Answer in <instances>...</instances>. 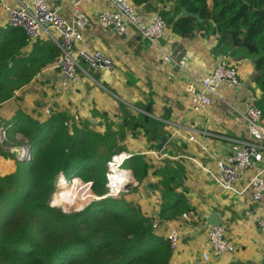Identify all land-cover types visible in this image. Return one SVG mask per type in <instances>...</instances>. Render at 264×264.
Wrapping results in <instances>:
<instances>
[{
  "label": "trees",
  "instance_id": "obj_1",
  "mask_svg": "<svg viewBox=\"0 0 264 264\" xmlns=\"http://www.w3.org/2000/svg\"><path fill=\"white\" fill-rule=\"evenodd\" d=\"M131 1L139 9L155 4L153 8L178 35L187 37L200 32L218 36L216 50L220 52L233 45L232 32L238 41L246 36L250 44H255L253 65L260 90L255 103L264 114V0ZM179 3L189 12L199 13L202 21L180 16ZM28 44L22 27L0 25V105L54 63L60 53L53 41L38 39L31 51L23 54L22 49ZM120 113L121 122H107L103 133L93 128L89 120L78 122L67 111H55L40 122L18 109L10 120L4 121L3 128L12 126L28 139L33 158L20 161L11 151L0 148L2 156L16 159L15 171L0 175V264H170L173 250L169 242L155 231L153 218L127 199L125 193L101 198L69 214L50 205L60 171L69 177L93 181L94 192L102 196L107 191V161L126 149L121 142L127 139L128 131L133 137L144 134L152 141L151 124L144 113H134L123 102ZM160 126L164 123L155 120V136L159 135ZM165 161L158 167L149 164L145 155L135 154L124 166L133 171L138 182L150 172L161 177L159 215L171 220L191 208L184 192L177 191L183 183L181 163L173 166L171 160ZM57 193L58 190L54 202ZM227 264L249 262L235 260Z\"/></svg>",
  "mask_w": 264,
  "mask_h": 264
},
{
  "label": "crops",
  "instance_id": "obj_2",
  "mask_svg": "<svg viewBox=\"0 0 264 264\" xmlns=\"http://www.w3.org/2000/svg\"><path fill=\"white\" fill-rule=\"evenodd\" d=\"M47 1L62 16L70 18L71 8L68 2ZM6 2L12 6L19 4V0ZM154 6L155 4L153 6L146 4L139 10L154 13L157 12ZM105 7L106 2L94 0L85 4L84 9L92 17V21L84 32L82 46L90 50H103L112 57L113 66L103 70L89 68L95 78L94 83L82 76L77 84H73L75 87L69 90L62 89L59 73L51 70L50 66L53 63L43 68L35 78L45 74L52 77L49 86L57 83L59 93L67 95L69 99L68 108L65 110L71 115L74 114L76 120L78 116L74 110L80 112L78 113L80 116L96 123L102 133L106 130L107 122H121L122 102L164 123L162 128L160 126L158 135L168 137L163 151L177 156L182 154L184 157L174 160L166 158L157 162L146 156V160L158 167L162 166L165 160H171L173 166L181 163L184 170L181 179L183 183L177 191L185 194L191 208L190 219L183 220L181 215L175 219L165 220L159 215L162 200L158 184L161 177L151 172L142 182H138L134 176L133 187L129 189L126 198L139 205L144 214L159 220L162 226L159 235L171 227L179 228L180 248L173 253L170 264H227L235 260L249 264H264V235L257 226V219L264 215V206L253 202L250 196L239 197L222 190L213 175L217 170L216 161L230 151L229 142L218 135L245 136L246 123L218 97L213 98L209 107L198 110L193 105L191 93L188 91L191 82L189 73L203 78L211 72L217 61L224 59L238 67L240 84L232 86L225 81L219 86V94L223 98L226 97L224 99L239 110H245L260 95V90L256 87L257 74L252 54L245 47L234 44L224 52L217 51L218 36L196 32L184 37L173 32L172 24L169 23L167 38H171V43H167L166 46L176 59H189L184 70L171 63L155 45L135 30L125 38L103 28L96 19L99 11ZM6 21L7 15L0 9V25L4 26ZM47 90L48 96L52 97L54 91ZM61 102L66 101L62 98ZM26 103L27 99L21 107L29 114ZM25 108L27 110H24ZM111 112L112 117L118 118V121L111 118ZM31 113L35 119L44 121L39 119L38 111L32 109ZM199 130H206L210 134L202 135ZM145 132H148V129ZM191 135H195L196 142L189 140ZM200 143H203L205 149ZM121 144L126 146L125 150L135 154L158 149L154 147L156 144L154 139L150 141L144 134L138 138L133 137L131 131H128L127 139ZM136 147L142 150L133 151ZM148 183L151 184L150 190L147 188ZM214 211L220 213L221 224L226 226L227 236L236 246V254L214 255L212 260L205 262L202 252H208L210 248L208 228L203 218Z\"/></svg>",
  "mask_w": 264,
  "mask_h": 264
},
{
  "label": "built area",
  "instance_id": "obj_3",
  "mask_svg": "<svg viewBox=\"0 0 264 264\" xmlns=\"http://www.w3.org/2000/svg\"><path fill=\"white\" fill-rule=\"evenodd\" d=\"M65 1L71 8L69 19L62 16L57 9L52 8L47 0H19L17 6L10 5L6 0H0V9L7 15V21L3 27L9 25L22 27L28 35L29 44L32 45L38 39L51 40L56 44L60 53L53 64L56 63L54 67L62 70L65 78L64 84L69 86L77 84L83 72L91 76L84 64L92 70H103L113 66V59L103 50H90L82 46L84 32L92 21V17L85 11L84 6L91 0ZM94 1L107 3V7L99 11L96 19L103 28L125 38H128L135 30L155 45L171 63L185 70L189 59H176L166 46L167 43H171V38H167L169 23L162 14L141 11L131 0ZM189 76L191 82L188 85V91L191 93L195 108L198 110L207 108L212 104L213 98L218 97L225 105L238 113L246 123L247 134L245 136L218 135L229 142L230 151L216 161L217 170L216 174L213 173L214 179L222 190L239 197L250 196L253 202L264 206L263 111L255 102L249 104L245 110H239L218 92L219 86L225 81L232 86L240 84L238 67L223 59L217 61L211 72L203 78L191 73ZM46 113L47 117L52 114L50 109ZM199 132L202 135L210 134L206 130H199ZM7 140L8 130L0 127V146ZM189 140L196 142L195 135H191ZM200 146L205 149L203 143H200ZM12 153L20 161H30L33 158L28 139L23 144L13 147ZM141 153L157 162L166 158L174 160L184 157L182 154L172 155L163 149H151ZM133 155H135L134 152L123 150L107 161L105 172L107 191L102 196L94 192L93 181L84 180L79 176L69 177L64 171H60L56 176L55 191L51 196L52 206L63 209L67 214L71 208L76 211L83 210L101 198L120 197L123 193L129 192L125 186L133 183L134 175L131 169L124 166V163ZM58 181L62 182L63 188L58 192V201L54 202ZM64 199L69 202L67 206L63 202ZM190 215L191 213L184 212L183 220H189ZM203 219L208 228L210 248L208 252H202L203 260L209 262L214 255L223 256L234 253L236 246L227 236L226 226L224 224L209 225L207 216ZM152 224L155 231L160 233L162 226L159 220L153 219ZM257 226L264 235V215L257 219ZM162 235L169 242L173 253L179 250L180 231L178 227H171Z\"/></svg>",
  "mask_w": 264,
  "mask_h": 264
},
{
  "label": "rangeland",
  "instance_id": "obj_4",
  "mask_svg": "<svg viewBox=\"0 0 264 264\" xmlns=\"http://www.w3.org/2000/svg\"><path fill=\"white\" fill-rule=\"evenodd\" d=\"M32 45L28 44L27 48L22 49L23 50L22 53L23 54L25 52L29 53L31 51V49H32ZM251 54H253V53H251ZM55 64H52L50 67H51L52 72L54 71V72H58L59 73L62 89L69 90V89L74 88L75 86H73V85L72 86L71 85L67 86V85L64 84V79L65 78H64L63 72H62V70L59 67H54ZM84 67L88 70L89 74L91 75L88 66L84 64ZM41 76L42 77H39L40 79L39 78H37V79L34 78L30 83H28V84L22 86L20 89L16 90L14 97H12L10 100H8L7 102H5L2 105H0V127L3 126L4 121L10 120V118L16 113V111L18 109H22V107H21L22 105L21 104L25 103L26 99L28 101V103H26V105H27L26 108L28 110L26 108L24 110L29 111L28 113L31 116H32V113H31L32 109H34L35 112L38 111L39 112V116L38 117L41 120H46V118H47L46 111L48 109H50L52 113L55 112V111H63V110L66 111L65 109L68 108L67 105H68V100H69L67 95H62V93H59V91L57 90V87H56L57 83H54L52 86H49L48 83H51L52 77H49V75H47V74L41 75ZM82 76H84L85 79L90 81L91 83H94V81H95V78L92 75H91L92 76L91 77L88 74L83 72L81 74V76H80V79L82 78ZM255 78H254V80H255ZM47 89H51L52 91H54L52 97L48 96V94H49L48 92L49 91ZM218 91L220 93V88H218ZM62 98L66 101L65 103L61 102ZM224 98L226 99V97H224ZM230 101H231V99H230ZM131 109L135 113H138L140 111L142 112V110H139V109H137L135 107L134 108L132 107ZM74 111L77 113V116H78L77 121L78 122L79 121L89 120L88 118L85 119V118H83V116H80L79 115L80 112H77L76 110H74ZM145 111H147V110H145ZM112 114H113V112H111V114H110L111 118L113 120L118 121V118L117 119L113 118ZM92 125H93V128H96L98 130L99 126L97 127L96 123H92ZM7 130H8V140L3 145H1L0 148L5 149L7 151L9 150V151L13 152V147H15L16 145L23 144L25 142V140H27V138L21 133L20 134H16V130L12 126L8 127ZM138 150H142V149H140V148L138 149L137 147L133 149V151H138ZM141 152H143V151H141ZM15 160L16 159H14V158H5L4 156H2L0 154V175H5L7 173L14 172L15 169H16ZM62 188H63V184H62V182H59L57 184L58 192L61 191ZM128 193L129 192L125 193V197H126V195ZM57 201H58V193H57L56 202ZM63 202H64L65 206H67L68 203H69L67 199H64ZM57 208H59V207H57ZM59 209H61V208H59ZM61 210L63 211V209H61ZM72 211H76V210L74 208H71V210L67 214H69ZM235 254H236V252H234L232 254H227V255L233 256Z\"/></svg>",
  "mask_w": 264,
  "mask_h": 264
},
{
  "label": "water",
  "instance_id": "obj_5",
  "mask_svg": "<svg viewBox=\"0 0 264 264\" xmlns=\"http://www.w3.org/2000/svg\"><path fill=\"white\" fill-rule=\"evenodd\" d=\"M179 7L181 9L180 16H190V17H193V18L197 19L198 22L202 21L199 13L189 12L181 3H179ZM232 38H233V44L235 46L245 47L246 49H248V51L250 53L254 52V45L255 44H250L248 42L246 36L243 37L242 41H238L237 38H236L235 33L232 32ZM145 119H146L147 122L149 121L150 124H151L152 138L156 142L158 149L162 150L164 148L166 142L168 141V137L165 136V135L155 136L154 135V133H155V128H154L155 118H151L150 115L147 114ZM133 184L134 183H129L128 185L125 186V189H130L131 187H133ZM147 188L149 190L151 189V184L150 183H148ZM50 205H52V204L50 203ZM207 223L209 225H220L222 223V220L220 218V213L217 212V211H214V212L210 213L207 216Z\"/></svg>",
  "mask_w": 264,
  "mask_h": 264
},
{
  "label": "clouds",
  "instance_id": "obj_6",
  "mask_svg": "<svg viewBox=\"0 0 264 264\" xmlns=\"http://www.w3.org/2000/svg\"><path fill=\"white\" fill-rule=\"evenodd\" d=\"M50 203H51V201H50ZM52 206V205H51Z\"/></svg>",
  "mask_w": 264,
  "mask_h": 264
}]
</instances>
